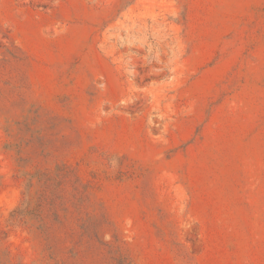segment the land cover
Listing matches in <instances>:
<instances>
[{"label":"rangeland","instance_id":"374dc122","mask_svg":"<svg viewBox=\"0 0 264 264\" xmlns=\"http://www.w3.org/2000/svg\"><path fill=\"white\" fill-rule=\"evenodd\" d=\"M0 264H264V0H0Z\"/></svg>","mask_w":264,"mask_h":264}]
</instances>
